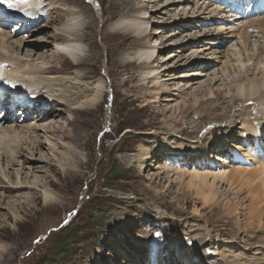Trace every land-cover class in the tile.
<instances>
[{
    "label": "rangeland",
    "instance_id": "374dc122",
    "mask_svg": "<svg viewBox=\"0 0 264 264\" xmlns=\"http://www.w3.org/2000/svg\"><path fill=\"white\" fill-rule=\"evenodd\" d=\"M85 4L89 7V10L86 12L87 15L91 12L93 13L95 8L97 9L94 0H86ZM85 4L83 2L80 5ZM150 9L148 8L150 15L154 14L152 9ZM166 19H170L169 15H153L149 28V32L151 31L152 33L157 30L163 31L162 34H153L154 38L151 42L157 46L156 53L160 55L159 57L163 61L159 62L158 65L156 63L157 70L161 72L159 75L161 77L150 83L146 80L144 86H142L143 81L139 76L142 69L140 70V66H135V68L129 67L130 70L128 71L120 69L122 72H119L120 70H118L119 76L117 81L105 79L104 85L106 83L108 85L110 83L117 85L121 84L124 79H127L130 72H135L136 74L133 82L121 88V93L118 91V88H115L113 90L115 92L114 96L112 95V88L105 87V97L107 94L108 97L106 100H102L101 105L95 110L85 109V111L82 109L81 114L74 113L75 115L79 114L77 119L81 118L80 123L85 129L84 136L79 143L67 139L70 138L69 135L62 134V125L52 126L50 124V129L51 132L58 133L56 136L58 139L61 136L64 137L63 143L56 140L51 132L45 133V131H39V134L45 137V140L43 137V141H45L43 150L47 152L49 146L53 147L56 150L57 158L56 160L52 158L51 160L53 161H50L46 165L50 166L51 171L47 173L38 172L35 175H41L51 180L53 187L50 191L53 192L52 194L57 204L50 208L46 206L43 193L40 191L41 188L38 191L33 189L35 192L29 189H23L19 192L5 190L4 194H1L3 189L0 188V200L3 201L2 208H0V264H132L130 256H132L133 250L130 249L132 243L133 245L137 244L135 240H139V242L134 250L143 251L144 254V259L139 261V264H154L153 258L155 256L165 255L164 247L166 244L169 248L168 250L177 253L175 249L170 248H172L171 244L173 241L179 243L180 238L183 239V244L201 245L203 248L201 251L208 258L205 264H209L211 261H217L215 258L218 256L219 250L216 248H219L218 243L222 240L223 245H234V243L238 242L239 244L237 243V245L248 246L245 249L246 251L252 245L256 250L259 247V242L264 240V232H260L263 235L258 234V224L252 225L250 223L248 216L251 213L245 209V207H249L254 197L250 195L248 199L244 198L242 200L246 196V194H243L240 199L229 202L235 197L234 193L238 189H242L240 190L242 192L248 190L253 193L255 192V195L257 193L260 196L263 195L264 171L256 169L259 166L257 159L264 157V148L261 146V144L264 146V140L262 139L264 135H254L251 137L250 134L241 129L243 125L239 123L233 130L235 134L233 133L229 136L227 141L224 140V148L230 149L231 143L235 145L238 143V145L240 144L244 148V150L238 149L240 152L236 149L231 150L235 156L233 163L246 169L244 172H241L243 173L241 175L240 173H236L238 175L234 180V185H231L230 181L224 182L218 180L213 183H211L212 180H207V185L198 182L189 184L190 176L188 173L193 163L198 162V166L202 170L211 167L200 159L198 161L195 159L192 161L193 159L190 160V158L186 160L185 156L183 157L178 154L181 151L172 148L177 145L171 143L169 139V135L173 132H175V139L178 141H183L185 138L187 140H198L201 137V135L197 136L196 134L200 130V121L204 119L202 118V114H208L209 108H204L205 111H201V114L193 112V109L190 108L185 117L182 115V112L188 109L190 105L195 104V102L199 104L202 101V97H204L205 101L209 99L210 94L207 96H194L192 92L194 87L201 85L205 88L213 85L215 91L219 87L222 89L224 87L225 89L227 88L224 90L225 94L229 92L233 93L232 87L238 83V79L241 78L245 82L249 78L254 77L257 79L261 75L258 74V71L253 70V64L249 62L247 65L252 69L247 76L244 73H231L227 71L221 77V80L217 82L214 80L210 83L208 75H205L198 79L199 82L193 85V88L187 87L186 81H183L184 78L168 81L167 75L170 73L169 69L171 68L176 69L178 72L177 76H185L186 73L190 74V72L196 71L208 73L213 68H221L224 59L218 62L219 64L217 63L214 66L207 65L205 67L202 66L204 64L203 60L197 59L202 63H195L189 67L187 63L191 60L186 63L185 61L189 57L190 48L182 52L184 54L182 59H179L178 56L174 57L173 54H176V51H172L169 44L180 36L175 38L167 36L162 39L163 36L168 35L170 32L164 29V25L167 23H165ZM158 20L164 22H156ZM4 21V25L0 26L1 30L5 31V28L9 32L12 30L11 33L15 35V38L18 37L23 41L30 39L27 36L31 35L30 31L34 27L20 31L19 24H15V26L7 23L6 19ZM46 21L44 20L42 23L47 24L48 21ZM42 23L41 25H43ZM35 27L38 28L37 26ZM203 28L201 27L200 30ZM196 29L199 30L198 27ZM17 31L19 34H15ZM37 35L38 33L35 32L34 36ZM231 41V38H227L222 44L218 45V48L227 51ZM98 44L99 48L103 47L101 55H103L104 50L107 52L110 47L102 42L100 35H98ZM11 45L0 41V48L8 49L12 53L13 45ZM48 50L50 48L46 49L45 53ZM130 50H132L131 47L129 49H122L121 51L123 53ZM20 53L25 57V50L23 52L21 50ZM54 59L50 58L49 62H43L42 64H45L46 67H53L54 70H59L56 66L57 57ZM97 62L95 60V63ZM103 64L104 62L101 60L100 65ZM220 75L219 73L218 76ZM71 76H75V74ZM99 78L100 76L96 77V79ZM226 83L231 84V87L223 86L227 85ZM189 84L190 86L192 85V83ZM178 88L181 89V93L177 90ZM167 93H176L177 95L175 94L171 98H168L166 97ZM165 99L172 100L168 101ZM197 99L198 101H196ZM212 99L215 101V103L213 102L214 105H221L220 110H214L216 114H240L247 108L253 110L255 107L251 104L241 106L240 102L232 107L227 102H220L221 100L216 99L215 96ZM4 106L5 104L0 106V113L4 109ZM20 106L23 107V105ZM243 107H245L244 110L240 111ZM9 110L12 111L11 108ZM198 110L200 111V107H198ZM12 112L15 115H19V118L17 117L18 115L13 116V119L17 122L23 119L24 124V121L31 119L30 115L26 116L22 113L21 109L18 110V107ZM107 114H110L112 118L110 124V116ZM2 117L0 114V119ZM210 117L212 121H209L205 116L204 122H208V124L204 126L205 123H203V127L200 130L205 135L211 129L209 125L213 124L215 127L222 126L224 128V121L221 122V119L212 118L213 115ZM216 120L223 125L217 123ZM177 127L184 128L182 135L177 133ZM70 129L72 131L73 127ZM262 132L264 133V131ZM215 134L209 135V137L212 136L215 139L222 136V132H216ZM211 141L212 139H209L207 142L210 143ZM203 144V138L198 143H192L194 147H202ZM155 145L156 147H161L160 152L164 156L163 159L167 167H172V171L177 170L176 172L184 171L185 174H174V172L170 171L160 173V169H157L156 166L160 160L156 159L145 161V164L141 166L139 157L143 152L150 150ZM204 146L208 147L207 144H204ZM207 152L208 150H206ZM214 153L222 154L218 151ZM245 153H248L247 156ZM82 156L85 162L84 165L80 164L79 166L77 164L82 159ZM57 159L71 165L67 164L61 170L59 167L60 161ZM31 167L33 168L32 165ZM18 168L19 166L13 167V169L17 170ZM36 168L37 166H35ZM67 168H69L67 170L68 174L66 173ZM167 169L170 170V168ZM40 170H42V167L39 168ZM10 172H13V170L11 169ZM167 177L171 178L167 180ZM257 180H259V183ZM256 182L257 185L255 187ZM260 184L263 185V189ZM3 185L5 186V184ZM204 188L205 190L203 191ZM232 192L233 194H231ZM1 195H5V197ZM16 200L21 202L22 206L21 208L14 207L13 209V204L11 203L17 204ZM238 200L242 201L243 205L238 207L234 215L229 214L227 210L232 209L235 203L237 206ZM8 203L11 205L8 206ZM231 203H233L232 206L230 205ZM228 207L230 208L227 209ZM197 209L200 210L199 213H197ZM114 213H116V218L122 217L119 223H124L123 219L130 218L132 222L136 221V224L132 227L129 224V226L122 224L121 229H117L118 225L114 221ZM251 222H255V219L251 220ZM195 226L199 229L198 233L194 231ZM171 229L174 230V233L170 232ZM208 229L211 230L214 240H211L212 242L209 244L202 241L196 242L200 236L204 237ZM202 230L205 233L201 232ZM131 232L139 234L140 237L132 236ZM69 234H72L68 239L70 244L67 246V249L69 251L62 253V250H60L61 245L66 242L67 235ZM109 238L113 242H110ZM119 238H122V240H118ZM176 243L173 245L176 246ZM117 245L120 250L115 248ZM115 256L116 258H114ZM176 256L174 255L175 264H186L179 253ZM217 264L224 263L217 262Z\"/></svg>",
    "mask_w": 264,
    "mask_h": 264
},
{
    "label": "bare ground",
    "instance_id": "6f19581e",
    "mask_svg": "<svg viewBox=\"0 0 264 264\" xmlns=\"http://www.w3.org/2000/svg\"><path fill=\"white\" fill-rule=\"evenodd\" d=\"M234 1L235 3L230 5L227 0H94L97 9L95 8L93 13L91 12L87 15L86 12L89 10V7L85 4L86 0H26V2L22 3L19 2V0H12L13 3H18L17 8H8L7 5L0 0V26L4 25V20L6 19L7 23L11 24H15V21L21 20L18 25L20 31L34 27L32 28L33 30L30 31L31 35L27 36L28 38L30 37V39H26L25 41L18 37L15 38V35L11 33L12 30L9 29V32L7 28H5V31H3L0 27V41H4L5 44L13 45L12 53L8 49L0 48V100H7L6 102L0 101V106L5 104L4 109L0 113L1 117L4 116L0 119L3 120L0 122V188L3 189L1 194H4L5 190L19 192L23 189L32 191L34 189L38 191L41 188L40 191L43 193L46 206L50 208L57 204L52 194L53 192L50 191L53 187L51 180L41 175H35L38 172L47 173L51 171L50 166L46 165L49 164L50 161H53L51 160L52 158H55V160L57 158L56 150H54L53 147L49 146L47 152L43 150L45 142L43 141L44 135L39 134V131H45V133L51 132L50 124H52V126L62 125V134L69 135L70 138L67 139L79 143L84 136L85 130L80 123L81 118L77 119L78 115L81 114V110H95L99 107L102 100H106L108 97V94L105 97V87L112 88L113 96L115 95V92H113L115 88H118V91L121 93V88L133 82L136 74L135 72H130L129 77L124 79L121 84L117 85H112L111 83L109 85L107 83L104 85L105 79L117 81L119 76L118 70L122 69L128 71L130 70L129 67L135 68V66H140V70L142 69L139 74L140 79L143 81L142 86H144L146 80L150 83L161 77L159 76L161 72L157 70L158 68L156 66L159 62L163 61L159 57L160 55L156 53L157 46L153 45L151 42L154 38L153 34H162L163 31L157 30L154 31V33L151 31L149 32L152 16L161 14L169 15L170 18L166 19L167 21H165V23H167L164 25V29L170 32L168 35L163 36L162 39L167 36L170 38L181 37L176 38V40L169 44L170 49L176 51V54H173L174 57L178 56L179 59H182L184 55L182 52L190 48L189 54L187 53L189 57H187L185 61L186 63L191 60L187 63L189 67L192 66V64L201 62L197 59L203 60L204 64L202 66L204 67L207 65L214 66L224 59L221 68H213V70L208 73L196 71L190 72V74L186 73L185 76H181L179 73L180 76H177L178 72L176 69L171 68L169 69L170 73L167 75L168 81L184 78L183 81H186L187 87L193 88L192 86L199 82L198 79L205 75H208L210 83L214 80L215 82L221 80V77L227 71L231 73H244L247 76L252 69L247 65L249 62H252L253 70L258 71V74L261 75L257 79L254 77L248 80L246 79L247 81L245 82H243L241 78L238 79V83L232 87L233 93L229 92L225 94L224 90L227 88L225 89L224 87L223 89L219 87V89L215 91L213 85L205 88L201 85L194 87L192 91L194 96H207L210 94L208 97L209 99L205 101L204 97H202V101L199 104L195 102V104L190 105L188 109L182 112L183 117L187 115L190 108L193 109V112L201 114V111H205L204 108L208 107V114H202V118L205 119L206 116L209 121H212L210 120V116L213 115L212 118L221 119V122L224 121L223 124H225L223 125L216 120L217 123L223 125L224 128L221 125V127H215L213 124L209 125L211 129L207 132L208 134L205 135L202 131L200 132L203 123H205L203 119L200 121V130L196 134L197 136L201 135L198 140H187L185 138L183 141H178L175 139V132L169 135L170 142L177 145L172 148L181 151L178 153L180 156H185L186 160L188 158H190V160L193 159L192 161H194V159L196 161L199 159L201 161L203 160L205 164L211 167L202 170L200 166H198V162L193 163L188 173L190 176L189 184L198 182L207 185V180H212L211 183L218 180L224 182L230 181L231 185H234L236 176L239 173L240 175L243 174L241 172H244L246 169L243 166L240 167L233 163L235 156L232 154L231 150H244V148L240 144L238 145V143L236 145L231 143L230 145L232 146H229L230 149L224 148L223 144L227 141L228 137L234 133L233 130L239 123L243 125L241 129L246 131L247 134H250L251 137L254 135H264L262 132L264 131V8H262L260 4L253 2L257 6L255 8V13H251L250 8L246 9L249 13H244L242 11V6L245 8L244 4L247 3V0ZM83 2L85 5H80ZM240 2H242V4H240ZM148 8H151L154 14L150 15ZM44 20L48 21H46L47 24L42 23ZM40 22L43 25H41ZM156 22L163 23L164 21L158 20ZM39 23L40 26L38 27ZM195 27H198L199 30ZM201 27L204 28L200 30ZM35 32L38 33L37 36H34ZM15 34H19L18 31L15 32ZM98 35L101 36L103 43L110 46L108 48L110 52L104 50L103 55H101L103 47L99 48ZM227 38L232 39L228 49L226 48L227 51L219 49L218 45L222 44ZM130 47L132 50L122 53V49H129ZM49 48L50 50L45 53L46 49ZM21 50L22 52L25 50V57L21 55ZM170 55L172 54L170 53ZM56 57V66L59 70H54L53 67H46L45 64H42L43 62H49L50 58L54 59ZM95 60L98 62L95 63ZM101 60L104 62L103 65H100ZM118 60L119 62H117ZM119 72L122 71L120 70ZM219 73L221 74L220 76H218ZM73 74H75V76H71ZM98 76H100V78L96 79ZM189 83H192V85L190 86ZM223 86L231 87V84ZM177 90L180 93L182 92L180 88ZM175 94L176 93H167L166 97L171 98ZM261 95L263 96L258 98ZM214 96L216 99L221 100L220 102H227L232 107L239 102L241 106L251 104L255 107L253 106V110L247 108L240 114H216L214 110H220L221 105L213 104V102L215 103L212 99ZM165 100L170 101L172 99ZM196 101H198V99ZM20 105H23V107ZM17 107L18 110L25 109L31 111L26 115H30L31 119L24 121V124L23 119H18L20 122L13 119V116H17L18 114L15 115L9 108L14 109ZM198 107H200V111ZM244 108L245 107L240 109V111L244 110ZM76 112L79 114L75 115L74 113ZM253 114L254 116H252ZM107 115L110 116V124L112 118L110 114ZM17 117L19 118V115ZM206 124H208V122H206L204 126ZM71 127H73L72 131L70 129ZM109 127L111 126L109 125ZM177 131V133L182 135L184 128L177 127ZM216 132H222V136L216 137L215 139L212 136L209 137V135L212 134L216 135ZM51 133L56 140L63 143V136H61L59 138L61 140H59L56 137L58 135L57 132ZM202 138L204 139V144H207L208 147L204 146V144L202 147H194L192 145V143L200 142ZM209 139H212L210 143L207 142ZM262 139L264 140V138ZM189 144L191 145L189 146ZM156 145L150 150L143 152L139 157L141 166L145 164V161L156 159L158 161L160 160L156 165L157 169H160V173L170 171L174 172V174H185L184 171L176 172L177 170L172 171V167H167L163 159L164 156H162L163 154L160 152L161 147H156ZM261 146L264 148L263 144H261ZM206 150H208L207 153ZM216 151L222 154L214 153ZM247 154L245 153L246 156ZM162 159L164 162H162ZM84 162L82 156V159H80L77 165H84ZM257 163L259 166L256 170L264 171V157L258 158ZM67 164L69 163L60 161L59 167L62 170ZM229 165H231V167H229ZM14 166H19L18 170L13 169ZM35 166H37L36 169ZM164 166L170 168V170ZM41 167L42 170L39 171ZM11 169L13 172H10ZM68 169L69 168H67L66 171ZM66 173L68 174V171ZM170 178L171 177H167V180ZM257 181L259 183V180ZM3 184H5V186ZM256 185L257 182L255 187ZM260 185L262 188L263 185ZM204 190L205 188L203 191ZM240 190L242 189H238L237 192L234 193L235 197L229 202L240 199L243 194H246V196H244L242 200H244V198L248 199L250 195L254 197L255 202L254 199L251 200L252 203L249 207H245V209L249 210L251 213L248 216L250 223L252 225L257 223L258 234L263 235L260 232H264V189L262 190V196L258 195L259 193L255 195V192L253 193L252 191L244 190L242 192ZM231 194H233V192ZM1 196L5 197V195ZM15 202L17 204L11 203L13 204V209L14 207L21 208L22 203L17 200ZM241 202L242 201L238 200L237 206L235 205L236 203H231L230 205L232 206L233 204L234 206H232V209L227 210L229 214L234 215L238 207L243 205ZM11 204L8 203V206ZM2 205L3 201L0 200V208H2ZM229 208L230 207L227 209ZM199 212L200 210L197 209V213ZM114 218V221L117 222L118 225L117 229H121L122 224L125 226L130 225V227L136 224V221L132 222L130 218L123 219L125 221L124 223H119L122 217L116 218V213H114ZM253 219H255V222H251ZM194 231L198 233L199 229L195 226ZM170 232L174 233V230L171 229ZM201 232H203V230ZM130 234L135 237H140L139 234H135L134 232ZM159 234L161 235V233ZM108 240L113 242L111 238ZM118 240L121 241L122 238ZM168 240L170 241V239ZM211 240H214V237L211 235V230L208 229L204 237L200 236L196 242L202 241L203 243L206 242L209 244L212 242ZM135 242L137 243L136 245H133V243L131 244L130 250H133V254L130 258L132 264H139V261L144 259V254L143 251L134 250L139 240H135ZM226 242L228 241L226 240ZM174 243L176 242L173 241L171 244L172 248L170 249H175L186 264H205V261L208 260L207 256L201 251L203 249L201 245L183 244V239L181 238L179 243H176V246L173 245ZM237 243H234V245H223V240L219 242V248H216L219 250L218 256L215 258L217 261H211L209 264H217V262L224 264H264V240L259 242V247H257L256 250L252 245L251 248L246 251L245 249L248 246H240L237 245ZM115 248L118 249L119 246L117 245ZM168 249L166 244L164 247L165 255L155 256L153 258L154 264L176 263L174 255L176 256L177 253ZM114 258H116V256Z\"/></svg>",
    "mask_w": 264,
    "mask_h": 264
},
{
    "label": "snow or ice",
    "instance_id": "6c2138e0",
    "mask_svg": "<svg viewBox=\"0 0 264 264\" xmlns=\"http://www.w3.org/2000/svg\"><path fill=\"white\" fill-rule=\"evenodd\" d=\"M4 4L7 5L8 8H17L18 3H13L12 0H2ZM19 2H26V0H19Z\"/></svg>",
    "mask_w": 264,
    "mask_h": 264
},
{
    "label": "trees",
    "instance_id": "16d2710c",
    "mask_svg": "<svg viewBox=\"0 0 264 264\" xmlns=\"http://www.w3.org/2000/svg\"><path fill=\"white\" fill-rule=\"evenodd\" d=\"M71 235H72V234L67 235L66 242H65L64 244L61 245L60 250H62V251H61L62 253H63V252H66V251H69V250L67 249V246L70 244V243L68 242V239H69V237H70ZM53 264H54V263H53Z\"/></svg>",
    "mask_w": 264,
    "mask_h": 264
}]
</instances>
